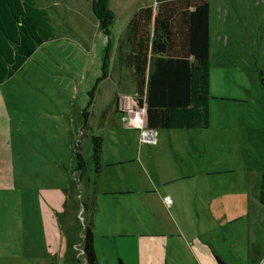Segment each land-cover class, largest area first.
<instances>
[{"label": "crops", "instance_id": "crops-1", "mask_svg": "<svg viewBox=\"0 0 264 264\" xmlns=\"http://www.w3.org/2000/svg\"><path fill=\"white\" fill-rule=\"evenodd\" d=\"M241 14L227 0H211L213 97L208 128L153 129L157 141L145 142L140 128L122 122L126 108L119 110L116 105L113 109L118 111L120 118L112 115L102 127L120 130L125 138L129 137L126 138L129 142L130 132H134L140 144L149 143L153 148L163 144L165 153L174 159L172 171L160 174L146 168L141 177L126 178L122 174L106 178L103 165L101 175L96 176L93 192H84L83 178L92 170L87 162L88 170L83 178L77 171L75 148L78 145L83 154L82 140L75 144L73 140L70 146L76 162L74 178L65 165L62 173L42 169L45 160H51L46 150H40L36 144H31L33 151L29 155L33 159H29L32 164L38 162L41 169L28 166L26 170L20 151H16L11 142L0 141V192L17 191L20 178L40 180L32 186L35 190L29 189V192L35 194L39 206L45 247L43 257L50 262L58 256L64 264H87L83 250L86 223L80 225L76 213L79 208L85 211V198L94 197L96 210L89 213L90 218L93 217L99 264H220V260L226 264L261 263L264 259V234L260 237L264 229V202L261 200L264 169L248 170L244 177L245 172L239 165L243 152L241 144L247 146V141L237 142L242 133L226 120L228 115L240 111L228 104L239 106L249 100L251 94L245 71L250 66L243 61V48L250 38L259 40L258 30L251 32L246 15ZM94 116V111L90 112V117ZM100 117L101 114L97 121L99 129ZM217 118L222 119L218 124ZM112 121L117 125L115 128L111 127ZM88 129L92 136L102 135L95 134L91 123L86 130L81 128L82 138ZM2 148L7 150L5 155ZM123 161L107 165L115 167ZM75 179L78 180V193L71 185ZM104 179L110 181L108 186L102 183ZM167 196L173 201L171 206L165 202ZM26 239V253L34 259L36 251L29 243L34 239L27 236Z\"/></svg>", "mask_w": 264, "mask_h": 264}, {"label": "rangeland", "instance_id": "rangeland-1", "mask_svg": "<svg viewBox=\"0 0 264 264\" xmlns=\"http://www.w3.org/2000/svg\"><path fill=\"white\" fill-rule=\"evenodd\" d=\"M34 1L48 12L53 36L40 45L11 78L0 84V141L11 142L13 148L20 151L26 170L28 166H33L35 170L41 169L38 162H30L33 159L29 155L33 151L31 144H36L40 150H46L51 160L48 162L46 159L42 169L62 173L65 165L74 178L76 162L71 147L73 140L74 144L82 140L83 154L92 170L83 178L82 190L93 192L96 183L92 163L93 133L88 129L87 135L81 137L84 111L89 110L95 114L90 117L95 134H102L104 139L103 165L106 178H116L122 174L125 177H141L146 168L160 174L172 171L174 159L165 153L163 144L160 148H153L149 143L140 144L134 138L137 137L134 132H130L132 136L129 142L126 139L129 137L125 138L120 130L108 127L99 129L97 126L98 116L110 108L111 102L119 94V110L126 108L127 114L132 115L141 109L135 100L132 70L120 61L118 40L126 32L134 12L141 6L155 3V0ZM227 1L233 8L240 10L241 15H246L248 28L251 32L258 30L259 35L258 41L250 38L249 44L243 48V61L250 66L245 71L251 94L249 100L239 106L228 104V107H238L240 111L226 117L227 123L236 125L242 133V138L237 139V142L247 141V146L241 144L243 152L239 165L246 178L248 170L264 169V86L259 75V69L264 70V0ZM104 4L116 15L115 21L107 27V33L100 23ZM108 43L111 44L109 69L107 77H104L103 57ZM124 115L122 122L135 127L133 120L123 119ZM119 116V113H113L114 118ZM221 120L217 118L215 123ZM2 152L5 155L7 150L2 148ZM118 160H124V163L115 167L107 165ZM218 162L221 164L222 161ZM104 180L102 183L108 186L110 181ZM4 183L10 184V181ZM19 183L17 191L0 192V264H64L58 256L57 260L53 258L50 262L42 255L45 247L40 231L39 206L35 194L29 192L40 180L20 178ZM77 183L75 179L71 185L78 193ZM89 212L79 208L76 214L80 225L89 222ZM30 222H33L32 227ZM263 234L264 229L260 237ZM26 236L34 239L29 242L36 251L34 259L26 253Z\"/></svg>", "mask_w": 264, "mask_h": 264}, {"label": "trees", "instance_id": "trees-1", "mask_svg": "<svg viewBox=\"0 0 264 264\" xmlns=\"http://www.w3.org/2000/svg\"><path fill=\"white\" fill-rule=\"evenodd\" d=\"M100 23L107 27L115 13L102 6ZM211 0H156L139 7L126 32L118 40L121 62L132 70L135 100L146 109L147 126L163 128H208L211 124ZM53 36L48 12L34 0H0V84L11 78L34 55L40 45ZM108 43L104 50L103 72L109 69ZM264 86V70L259 69ZM92 92V91H91ZM93 98L94 93L91 95ZM119 97L101 113L100 127L117 110ZM89 107V106H88ZM90 111H84L82 129L86 130ZM111 127L117 125L112 121ZM77 171L83 178L88 163L75 148ZM92 163L96 176L103 167V136H92ZM264 202V175L261 185ZM85 211L96 210L94 197L84 202ZM93 217L85 224L83 250L87 264H99L95 250ZM122 264V263H120ZM220 264H226L220 260Z\"/></svg>", "mask_w": 264, "mask_h": 264}, {"label": "built area", "instance_id": "built-area-1", "mask_svg": "<svg viewBox=\"0 0 264 264\" xmlns=\"http://www.w3.org/2000/svg\"><path fill=\"white\" fill-rule=\"evenodd\" d=\"M146 109L145 107H141L138 111L133 112V114H125L123 119L125 121L133 120L132 123L136 125V127L140 128L142 131V140L145 142L155 143L157 141L156 133L153 129L147 126L146 122ZM165 202L168 206H171L173 201L170 196L165 197ZM260 264H264V259Z\"/></svg>", "mask_w": 264, "mask_h": 264}]
</instances>
